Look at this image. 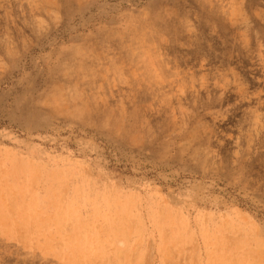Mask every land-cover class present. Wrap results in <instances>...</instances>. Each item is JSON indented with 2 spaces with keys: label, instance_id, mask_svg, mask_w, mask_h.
<instances>
[{
  "label": "rangeland",
  "instance_id": "rangeland-1",
  "mask_svg": "<svg viewBox=\"0 0 264 264\" xmlns=\"http://www.w3.org/2000/svg\"><path fill=\"white\" fill-rule=\"evenodd\" d=\"M0 264H264V0H0Z\"/></svg>",
  "mask_w": 264,
  "mask_h": 264
},
{
  "label": "bare ground",
  "instance_id": "bare-ground-1",
  "mask_svg": "<svg viewBox=\"0 0 264 264\" xmlns=\"http://www.w3.org/2000/svg\"><path fill=\"white\" fill-rule=\"evenodd\" d=\"M88 248H89V247H88ZM88 250H89V249H88ZM82 251H83V250H82ZM86 251H87V250H86ZM86 251H85V252H86ZM89 251H90V250H89ZM87 252H88V251H87ZM92 252H93V251H92ZM90 254H91V253H90ZM87 255H89V254H87Z\"/></svg>",
  "mask_w": 264,
  "mask_h": 264
}]
</instances>
